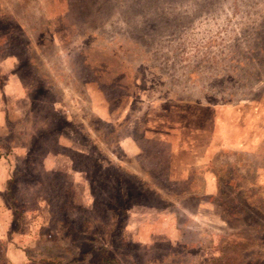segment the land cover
Here are the masks:
<instances>
[{
  "label": "rangeland",
  "instance_id": "obj_1",
  "mask_svg": "<svg viewBox=\"0 0 264 264\" xmlns=\"http://www.w3.org/2000/svg\"><path fill=\"white\" fill-rule=\"evenodd\" d=\"M0 264H264V0H0Z\"/></svg>",
  "mask_w": 264,
  "mask_h": 264
},
{
  "label": "crops",
  "instance_id": "obj_2",
  "mask_svg": "<svg viewBox=\"0 0 264 264\" xmlns=\"http://www.w3.org/2000/svg\"><path fill=\"white\" fill-rule=\"evenodd\" d=\"M170 143H171V145H170L171 146V150L172 151H173V149L176 150V151L174 150L175 152L173 151L174 155L170 156V160H169V162L171 163V168H169L170 173H173V171H175L176 175L173 174V177L177 176V178H181V180H188V178H189L188 173L190 172V169H191L190 165L192 163L191 162L183 163V160H181V156H183L182 152L185 151V148L187 147V145H185V146L181 145V147L179 148V151H177V147H175V144L173 142H170ZM125 145L127 147H129L128 144H124V147H125ZM129 152L135 153L134 150H129ZM150 175H151L152 179L157 178V176H156L157 174L154 175L153 173H151ZM201 179H203L204 181L207 180V176H206L205 172L201 175ZM194 180L195 179H193L192 181L189 182V188H188V190L191 191L192 194H194L196 192L195 188H193V186H192V184L194 183ZM169 182H170L169 184L171 185L172 181L169 180ZM186 188H184V189H182L180 191H177V193H176V188H175V190H172V188L170 186L169 187V192L175 193V194H181V195L189 194L188 192H186L187 191V190H185Z\"/></svg>",
  "mask_w": 264,
  "mask_h": 264
},
{
  "label": "trees",
  "instance_id": "obj_3",
  "mask_svg": "<svg viewBox=\"0 0 264 264\" xmlns=\"http://www.w3.org/2000/svg\"><path fill=\"white\" fill-rule=\"evenodd\" d=\"M61 122H62V120H61ZM116 169H118V168H116ZM119 177H118V179H119L118 181H121V182H119L118 188L123 192L125 191L127 198L131 197V198L135 199L136 204H139L138 202H141V199L144 197V193L147 192V190H143V187L141 188L140 186H135V184H132L131 180L127 179L126 176H122L124 178H122V177L119 178ZM151 195H155V192H153Z\"/></svg>",
  "mask_w": 264,
  "mask_h": 264
}]
</instances>
